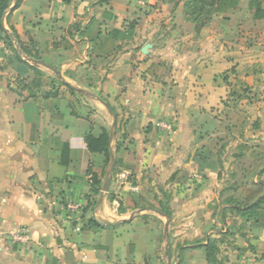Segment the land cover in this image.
Listing matches in <instances>:
<instances>
[{
    "label": "crops",
    "instance_id": "1",
    "mask_svg": "<svg viewBox=\"0 0 264 264\" xmlns=\"http://www.w3.org/2000/svg\"><path fill=\"white\" fill-rule=\"evenodd\" d=\"M149 1L21 0L10 11L21 43L56 72L34 65L43 75L30 95L34 73L17 78L0 41V230L25 228L32 239L15 244L1 237L0 264H134L138 254L153 253L156 239L140 196L163 188L171 220L180 207L192 217L194 196L218 192L219 174L198 172L190 157L200 114L226 108L230 93L241 96L238 109L251 124L246 139L264 144V49L241 48L229 57L219 45L227 37L222 24L176 25L170 32L179 30L178 40L168 43V31L155 23L163 0H151L153 8ZM129 23L132 39L96 46L99 33L124 31ZM213 27L220 42L208 36ZM103 129L112 133L110 159L121 160L109 178L110 160L85 144ZM94 176L97 195L90 193Z\"/></svg>",
    "mask_w": 264,
    "mask_h": 264
},
{
    "label": "rangeland",
    "instance_id": "2",
    "mask_svg": "<svg viewBox=\"0 0 264 264\" xmlns=\"http://www.w3.org/2000/svg\"><path fill=\"white\" fill-rule=\"evenodd\" d=\"M184 1L163 0L161 3L164 12H159L155 23L163 27L162 31H168L163 33L168 43L178 40L179 30L171 33L172 27L194 25L188 20L189 14L184 11ZM249 1L242 0L236 9L213 17L208 23L218 24V28L221 24L228 26V30L225 28V33L223 32L227 37L223 38L224 43L219 45L228 48L229 57H238L241 48L248 54L254 49L260 51L264 49V17H254L249 8ZM259 1L264 7V0ZM210 31L208 36L214 39L217 35L216 39L220 42L221 36L219 32H215L216 28L213 27ZM186 46L190 47V44L187 43ZM41 69L50 73L45 68ZM236 96L226 99L228 103L226 108L218 106L204 113L210 117L224 119L232 106L238 108L239 99ZM243 127L244 131L246 129V133L243 131L244 136L239 133L232 134L220 153L222 168L218 172L219 185L215 187L218 192L216 191L213 197L210 196L211 200L210 197L203 199L194 196L191 201L194 205L190 208L191 218L181 215L179 210L182 208H178L168 222V239L164 237L167 219L154 212L169 207V200L163 198L165 196L163 188L153 187L148 196H140L142 199L140 206L148 208L145 209L146 217L150 218V229L154 232L156 243H153V253L148 255L145 252L142 256L138 254L134 257V264H208L205 253L199 248L207 241L214 243L216 257L221 264H264V220L245 221L232 210V207L223 203L227 199L242 204L245 190L254 189L258 182L264 181V174L258 176L264 165V144H251L250 140L249 143L245 135H248L251 129L245 125ZM159 197L162 200L158 201Z\"/></svg>",
    "mask_w": 264,
    "mask_h": 264
},
{
    "label": "trees",
    "instance_id": "3",
    "mask_svg": "<svg viewBox=\"0 0 264 264\" xmlns=\"http://www.w3.org/2000/svg\"><path fill=\"white\" fill-rule=\"evenodd\" d=\"M21 0H16V3L12 9L15 10ZM242 0H185L184 11L189 14L188 20L195 25L196 30H199L208 25L213 17L221 15L228 10H234L240 4ZM149 7H155L153 1H149ZM12 0H0V41H3L9 53L5 57V65L12 69L17 78L24 80V77L28 72H33L35 78L33 80V90L30 89V95H34V91H38L41 87L40 79L42 72L37 66H34L28 62L27 59L34 61H41L37 55H33L27 50V48L21 43L15 30L9 24V17L11 12L7 13V10L11 7ZM249 8L252 11L255 18L264 17V7L259 0H250ZM134 23H129L127 28L122 31L119 29H111L108 33L97 35L96 46L101 47L107 41L108 38L114 40H130L133 35ZM18 44L22 55L19 54L15 47V43ZM61 83V82H60ZM236 93H230L229 97L236 96ZM237 99L240 100L241 96L237 95ZM227 103V101H226ZM245 112L238 109L236 106H232L230 110L225 114L224 119H219L217 116L210 117L206 113H202L196 123L194 149L190 159L196 165L198 172H212L218 173L222 168V162L220 159V153L227 144L232 134L241 132L246 120ZM227 121V122H226ZM86 148L90 153H100L105 156V163L108 164L110 160V138L109 131L102 130L99 137L88 136L85 139ZM121 145L116 144L115 153H119ZM68 147L62 146V157L67 156ZM62 162H64L62 160ZM66 163V162H65ZM64 163V164H65ZM121 164L119 158L114 159L112 176L117 174L118 168ZM264 174V165L258 172V176ZM91 194L97 195L100 190V180L93 177ZM166 199L168 197L165 196ZM232 210L235 211L239 217L245 221L258 222L264 220V181L257 183L254 189H246L243 197L242 204H236L231 200L225 199L223 201ZM121 209L119 203L118 210ZM163 215L171 217L169 207H163L158 209ZM88 225L92 226L96 230L103 229L104 226L95 223L92 219H89ZM206 255L208 264H221L215 252L214 243L207 241L204 245L199 247ZM181 256V254H180Z\"/></svg>",
    "mask_w": 264,
    "mask_h": 264
},
{
    "label": "water",
    "instance_id": "4",
    "mask_svg": "<svg viewBox=\"0 0 264 264\" xmlns=\"http://www.w3.org/2000/svg\"><path fill=\"white\" fill-rule=\"evenodd\" d=\"M12 9H13V6H11V7L7 10L6 14H7L8 12H10ZM14 43H15V47H16L17 51L19 52L20 55H22V53H21V51H20V48H19V46H18V44L16 43L15 40H14ZM151 48H152V45L148 43V44L144 45V47L142 48L141 53L144 54V55H148V50L151 49ZM27 60H28L31 64H33V65H39V66L45 67V68H47V69H50V70H52L53 72H56V71L54 70L53 67H51L50 65H47V64H45V63H43V62H41V61H34V60H30V59H27ZM111 130H113V126L111 127ZM110 138H112V133H110ZM113 161H114V159L111 158V159H110V164H109V167H108V176H107L108 178H109V175H110L111 170H112V167H113ZM156 212L159 213L160 215L164 216V217L167 219V222H166L165 225H164V237H165L166 239H168V222H169V218H168L167 216L161 214V213L158 212V211H156Z\"/></svg>",
    "mask_w": 264,
    "mask_h": 264
},
{
    "label": "built area",
    "instance_id": "5",
    "mask_svg": "<svg viewBox=\"0 0 264 264\" xmlns=\"http://www.w3.org/2000/svg\"><path fill=\"white\" fill-rule=\"evenodd\" d=\"M163 127L168 128L167 125ZM4 236L9 238V240L15 244H26L32 241L28 230L25 228H19L8 232H4L0 230V238Z\"/></svg>",
    "mask_w": 264,
    "mask_h": 264
}]
</instances>
